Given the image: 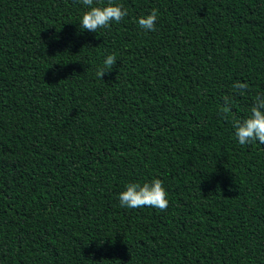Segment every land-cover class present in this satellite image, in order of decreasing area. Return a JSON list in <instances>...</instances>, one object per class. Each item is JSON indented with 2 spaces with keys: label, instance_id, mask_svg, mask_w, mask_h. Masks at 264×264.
Wrapping results in <instances>:
<instances>
[{
  "label": "trees",
  "instance_id": "obj_1",
  "mask_svg": "<svg viewBox=\"0 0 264 264\" xmlns=\"http://www.w3.org/2000/svg\"><path fill=\"white\" fill-rule=\"evenodd\" d=\"M114 2L96 33L81 0H0V264H264V144L231 124L264 95V0ZM154 178L165 211L121 207Z\"/></svg>",
  "mask_w": 264,
  "mask_h": 264
},
{
  "label": "clouds",
  "instance_id": "obj_2",
  "mask_svg": "<svg viewBox=\"0 0 264 264\" xmlns=\"http://www.w3.org/2000/svg\"><path fill=\"white\" fill-rule=\"evenodd\" d=\"M81 3L87 7L80 19V29L96 32L100 28L110 27L112 22L119 23L126 15L127 11L123 5L117 4L114 0H107V4L100 6L94 3V0H81ZM157 20V10L153 9L150 13L139 17V26L146 31L155 30ZM104 67L97 69L96 75L102 79L107 71L116 64L114 55L109 54L104 59ZM248 88L246 83L237 81L233 84L235 92L243 94ZM232 99L230 96L224 97V104L221 106L217 115L227 118V113L231 111L230 105ZM232 128L234 135L240 145H248L254 141L264 144V95H258L250 107L249 115L243 119H233ZM121 207L141 208L152 207L165 211L168 207L167 192L160 179H152L150 182L128 183L125 189L119 193Z\"/></svg>",
  "mask_w": 264,
  "mask_h": 264
}]
</instances>
